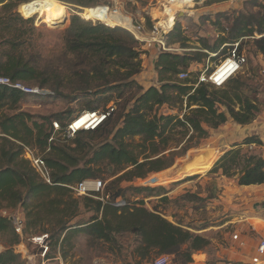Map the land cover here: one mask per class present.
<instances>
[{"label": "trees", "instance_id": "obj_1", "mask_svg": "<svg viewBox=\"0 0 264 264\" xmlns=\"http://www.w3.org/2000/svg\"><path fill=\"white\" fill-rule=\"evenodd\" d=\"M0 4V76L29 87L48 86L44 81L37 83L41 71L27 59L36 46V27L14 12L12 0H0ZM256 33L261 37L255 38V49L264 54L261 11L239 12L232 21L229 38L220 36L211 43L208 37H200L198 46L190 44L178 22L168 34L169 44L187 49L182 52L161 49L155 63L160 84L144 87L135 78L142 70L141 41L123 29L72 18L63 38L67 65L90 74L86 78L90 83L104 81L93 88L87 85L77 89L78 94L93 97L86 99L83 109L105 111L107 106L101 107L96 97L108 93L115 94L112 103L116 108L98 129L50 141L54 121L64 130L72 120L67 121L62 115L52 119L22 111L20 104L31 94L0 84V234H11V245L21 242L13 218L5 213L17 210L25 219L23 235L49 234L51 247L46 264H63L56 260L57 254L66 260L74 246L72 239L79 233L113 244L117 243V236L130 233L136 243L133 255L141 261L150 263L155 255L167 254L173 257L174 264L192 263L193 254L207 250L211 239L169 221L159 210H150L144 198L131 201L126 194L133 189L137 194L160 195L159 191L165 187L122 184L173 167L178 159L200 148L211 132L226 124L230 117L243 125L256 118L260 108L244 92L248 83L241 73L223 87L199 83V70L190 71L186 79L179 78L193 63L213 60L224 51L221 60L227 54L226 48L221 49L223 43L241 40L242 47L244 37ZM207 68L208 73L214 69ZM66 96L73 99L74 94ZM254 140L255 137L248 138L242 144L259 142ZM241 145L188 167L183 175L222 170L227 177L237 175L241 186L264 184V158L244 152ZM26 147L44 158L52 184L25 157ZM102 178L110 180L105 183L104 195L108 196L105 201L76 196L71 188L87 179L104 182ZM167 198L164 195L161 199ZM119 200L125 204L118 205ZM82 207L93 214L85 223L73 222ZM19 260L20 255L13 248L0 253V264H17Z\"/></svg>", "mask_w": 264, "mask_h": 264}, {"label": "rangeland", "instance_id": "obj_2", "mask_svg": "<svg viewBox=\"0 0 264 264\" xmlns=\"http://www.w3.org/2000/svg\"><path fill=\"white\" fill-rule=\"evenodd\" d=\"M37 1L49 0H12V4L14 5V12L23 19L30 20V24L37 29L36 38L37 36L38 38L34 42L36 46H34L27 59L30 58L41 71L37 83L43 81L48 83V86L45 87L40 84H35L33 87H40L49 91V93L28 96L20 104V109L33 115L46 116L52 119H57V115H62L67 121L73 120L79 113L84 111L83 108L87 104L86 99L90 97L83 96L85 93L78 94V91L87 85L93 88L98 84L102 85L104 82L100 81L98 83L92 80L90 83V81H86V78L91 77L90 74L83 72L81 69H72L67 65L63 38L64 31L71 24L72 18L77 17L83 22L93 25L100 24L112 29L120 28L133 35L125 27L107 26L98 20L85 19L83 14L87 8L99 5L108 6L113 11L119 10L130 16L135 24H141L144 26L145 31H149L152 24L162 15L161 9L164 3V0H62L66 12L60 19L49 20L43 12L29 9V5ZM263 7L264 0H197L191 5L188 12L181 11L185 14L182 18L176 20V25L178 22L180 23L184 33L189 37L191 45L198 46L200 37H208L209 41L214 43L220 36L230 37L232 21L239 12L250 14L261 11V15H263ZM223 29H226L225 32H222ZM259 37L261 35L258 33L254 36L244 37L241 47L248 57V63L241 72L243 79L248 83L243 90L251 99L256 100L260 108L256 118L249 124L243 125L238 124L230 117L219 130L211 132L210 137L203 141L200 148L193 149L185 158L178 159L173 167L166 171L151 174L146 179H137L133 183L124 182L122 184L124 187L131 185L164 187V185L169 184L168 188L159 191L160 195L157 192L137 194L133 189L128 190L126 194L131 201L144 198L146 206L150 210H159L166 219H173L175 223L187 230L192 231L190 228L193 227L209 228L208 232L202 234L212 241L206 250L208 257L204 264H228V256L224 255V259H219V253H222L224 248L230 247L234 243L239 245V239L233 237L235 234L245 239L247 242L245 248L258 243L259 239L264 237V203L262 204L264 184L240 187L237 175L227 177L223 175L222 170L209 172L202 177L183 175L188 167L203 162L214 155H209L213 150L208 148V145L215 146L218 150L228 145L231 146V149H236L238 148V146H235L236 144L241 145L246 139L255 137L254 141L259 142L242 144L240 147L247 153H261L260 144L262 143L261 139L264 137V75L261 73V67L264 54L257 52L254 46L255 38ZM166 42L168 48H172L169 51L182 52L187 49L180 47L179 44L170 45L168 36ZM231 43H223L221 48L224 44ZM156 46L155 44L149 47L143 42L140 45L141 50H143L141 55L142 70L135 78L144 87L160 84V73L155 68L156 49L159 50ZM225 51L228 52V46ZM223 53L224 51L213 60L205 59L202 64L193 63L191 69L196 72L200 68L214 67ZM61 92L62 95L59 94ZM73 94V99L66 96ZM78 96H83V98L78 99ZM114 98L115 94L111 93L96 97L100 101L101 107H104V104L107 107L113 104L112 99ZM56 137L65 139L62 133H56ZM176 176L186 178L183 181H177ZM103 180L106 184L110 182V180ZM166 193H169L167 200L161 199ZM121 200L119 201L121 202ZM124 204L122 201L120 205ZM7 214H10L11 217L23 216L17 210ZM92 214V211L82 207L80 214L73 222H84ZM248 216L250 218L247 219ZM35 235H23L21 242L11 245V234H0V253L8 248H13L20 255L17 264L48 263L47 260L41 258L39 247L32 241V237ZM117 239V243L113 244L101 240L96 241L88 234L79 233L72 239L74 246L70 250L67 259L63 260L58 253V259L56 260L63 264H153L154 259L158 256V254L155 255L150 263L141 261L137 255H133L136 245L134 235L124 233L117 236ZM186 247V245L183 246L184 249ZM193 258L194 261L190 264L195 263V257ZM197 258L199 259V257Z\"/></svg>", "mask_w": 264, "mask_h": 264}, {"label": "built area", "instance_id": "obj_3", "mask_svg": "<svg viewBox=\"0 0 264 264\" xmlns=\"http://www.w3.org/2000/svg\"><path fill=\"white\" fill-rule=\"evenodd\" d=\"M197 0H164L162 5V15L157 18L156 22L152 24L149 31H145V28L141 24H135L133 22L132 28H127L136 39L143 42L145 45L151 47L153 45H159L162 50H171L168 48L166 37L171 33L176 25L178 14L184 10L188 12L191 5ZM193 4H191V3ZM174 4H179V7L175 9ZM174 13L173 17H169V13ZM173 20V21H172ZM105 24V23H104ZM107 26H110L106 24ZM114 27V26H111ZM126 28V27H125ZM228 46L227 54L219 60L214 66L212 72L208 73V68L202 71L198 76V82L210 83L215 87H223L231 78L244 70V67L248 63V57L241 49V40L233 42L231 44H224L221 49ZM212 56H217L218 53H212ZM261 73L264 75V61L261 67ZM189 76V72L185 71L179 74L180 79H186ZM0 84L15 87L22 90L25 93L31 95H44L49 93L45 89L39 87H29L21 82H13L9 77L0 76ZM116 106L111 104L105 111H83L79 113L68 125L62 130V127L58 121L53 122V135L50 141L56 139V133H62L65 138H73L78 132L86 130H96L108 119V117L115 111ZM260 155L264 158V137L261 139ZM25 157L30 160L33 168L36 172L47 182L52 184L50 170L47 167L46 161L41 155H37L30 147L25 148ZM105 183L100 179H87L82 182L71 186L75 195L77 196H93L99 198L102 201L108 196L104 195ZM122 203L119 202L118 205ZM7 214V212H5ZM14 221L15 231L23 236L25 219L23 216L12 217ZM235 239H239V245L245 247L247 242L245 239L240 238L238 234L233 236ZM32 241L39 247L40 256L43 260H49L47 258L50 252V238L49 234H40L32 237ZM257 256L253 257L251 264H258L263 262L264 256V237L260 238L256 246ZM21 253V252H20ZM153 264H173L172 257L167 254L158 255ZM238 264V263H229Z\"/></svg>", "mask_w": 264, "mask_h": 264}, {"label": "bare ground", "instance_id": "obj_4", "mask_svg": "<svg viewBox=\"0 0 264 264\" xmlns=\"http://www.w3.org/2000/svg\"><path fill=\"white\" fill-rule=\"evenodd\" d=\"M173 6L177 9L179 4H174ZM65 8L64 4L57 0L37 1L29 5V9L43 12L44 16L49 20L60 19L64 12H66ZM173 14L172 12L169 13V17L172 18ZM83 16L85 19L98 20L108 25H118L126 28H132L134 22L130 16L125 15L119 10L113 11L108 6L103 5L87 8Z\"/></svg>", "mask_w": 264, "mask_h": 264}, {"label": "crops", "instance_id": "obj_5", "mask_svg": "<svg viewBox=\"0 0 264 264\" xmlns=\"http://www.w3.org/2000/svg\"><path fill=\"white\" fill-rule=\"evenodd\" d=\"M158 46V47H157ZM156 47L157 48H159V50L158 49H156L157 50V52H156V59H157V57H158V54H159V51L161 50V48H160V46L159 45H157ZM178 50V49H177ZM193 67V65L191 66V68ZM190 68V70L188 71V72H190V71H193L192 69ZM206 68H200V69H198L199 71H200V73L202 72V71H204ZM197 70V71H198ZM153 85V84H152ZM150 86V85H149ZM222 127V126H221ZM220 127V128H221ZM219 128V129H220ZM218 129V130H219ZM208 148H210V149H212L213 150V152L212 153H209V155H212V154H216L215 156H217L218 155V153H219V155L221 156L222 155V153L224 152V151H227L228 149H231V146L230 145H228L227 147H224L223 149H221V150H218L215 146H211V145H208L207 146ZM207 147H205V148H207ZM204 148V147H203ZM168 170V169H167ZM166 171V170H165ZM211 171V170H210ZM210 171H207V172H204V173H198V174H196V175H191V176H187V177H193V176H198V177H202V176H204V175H206V174H208ZM175 178H177L176 180L177 181H183L186 177H181V178H179V177H175ZM179 178V179H178ZM171 184V183H170ZM168 186H169V184H166V185H164V187L165 188H168ZM240 186V185H239ZM251 187L252 186H254V185H250ZM250 186H240V187H250ZM165 196H169V193H166L165 194ZM264 203V199H263V201H262V204ZM118 204V203H117ZM171 217V216H170ZM247 219L248 218H250L249 216L248 217H246ZM171 222H174L175 223V221L173 220V219H169ZM85 222H87V220L86 221H84L83 223H85ZM175 224H177V223H175ZM192 231H194V232H198L197 234H205L206 232H208V230H209V228H203V229H201V228H197V227H193V228H190ZM247 244V243H246ZM257 244L258 243H256V244H253V245H249V248H245V247H241L240 245H237V243H234V244H232L230 247H227V248H224L223 249V252L222 253H219V259L221 258V259H224V255H226V256H228V264L229 263H238V264H250L251 263V261H252V259H253V257H255V256H257V249H256V246H257ZM253 246V247H252ZM193 257H195V263H193V264H204L206 261H207V257H208V252L206 251V250H203V251H198V252H196V253H194L193 254ZM197 257H199V259L197 258ZM263 258V262H259L258 264H264V256L262 257ZM194 259V258H193Z\"/></svg>", "mask_w": 264, "mask_h": 264}, {"label": "water", "instance_id": "obj_6", "mask_svg": "<svg viewBox=\"0 0 264 264\" xmlns=\"http://www.w3.org/2000/svg\"><path fill=\"white\" fill-rule=\"evenodd\" d=\"M185 13L184 12H181L179 13V16L182 17Z\"/></svg>", "mask_w": 264, "mask_h": 264}]
</instances>
